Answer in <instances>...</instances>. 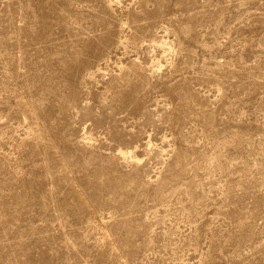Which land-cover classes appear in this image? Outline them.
Returning a JSON list of instances; mask_svg holds the SVG:
<instances>
[{"label": "rangeland", "instance_id": "1", "mask_svg": "<svg viewBox=\"0 0 264 264\" xmlns=\"http://www.w3.org/2000/svg\"><path fill=\"white\" fill-rule=\"evenodd\" d=\"M0 264H264V0H0Z\"/></svg>", "mask_w": 264, "mask_h": 264}]
</instances>
